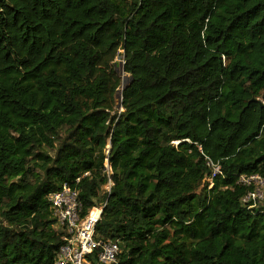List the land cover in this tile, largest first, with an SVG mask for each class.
<instances>
[{
    "label": "trees",
    "instance_id": "obj_1",
    "mask_svg": "<svg viewBox=\"0 0 264 264\" xmlns=\"http://www.w3.org/2000/svg\"><path fill=\"white\" fill-rule=\"evenodd\" d=\"M240 175L264 178V0H0V264H56L64 184L116 264H264Z\"/></svg>",
    "mask_w": 264,
    "mask_h": 264
},
{
    "label": "built area",
    "instance_id": "obj_2",
    "mask_svg": "<svg viewBox=\"0 0 264 264\" xmlns=\"http://www.w3.org/2000/svg\"><path fill=\"white\" fill-rule=\"evenodd\" d=\"M212 179L221 175V165L206 159ZM105 172L111 168L105 161ZM87 175V174H86ZM238 183L249 187V191L242 201L255 207L264 200V178L259 175H240ZM53 214L57 219V226L63 232L61 246L56 264H116L120 254L119 245L115 241L101 240L95 237V227L100 220L102 209L92 207L84 214L83 204L79 200L78 192L71 186L64 184L59 191L49 195Z\"/></svg>",
    "mask_w": 264,
    "mask_h": 264
},
{
    "label": "rangeland",
    "instance_id": "obj_3",
    "mask_svg": "<svg viewBox=\"0 0 264 264\" xmlns=\"http://www.w3.org/2000/svg\"><path fill=\"white\" fill-rule=\"evenodd\" d=\"M120 52H122V51H120ZM121 61V59L120 58H118V59H116V63L118 64V66L116 67V70H117V72H118V74H121V77H122V79H123V81H124V83L127 81V79H128V75H126L125 73H123V71H122V69H121V66H119V62ZM119 109V108H118ZM52 154V153H51Z\"/></svg>",
    "mask_w": 264,
    "mask_h": 264
},
{
    "label": "clouds",
    "instance_id": "obj_4",
    "mask_svg": "<svg viewBox=\"0 0 264 264\" xmlns=\"http://www.w3.org/2000/svg\"><path fill=\"white\" fill-rule=\"evenodd\" d=\"M108 162V161H107ZM109 164V163H108ZM209 182V181H208ZM211 185V184H210Z\"/></svg>",
    "mask_w": 264,
    "mask_h": 264
}]
</instances>
